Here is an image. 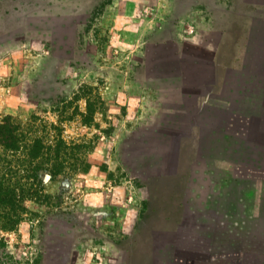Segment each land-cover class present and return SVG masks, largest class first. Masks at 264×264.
Masks as SVG:
<instances>
[{
    "label": "rangeland",
    "instance_id": "rangeland-1",
    "mask_svg": "<svg viewBox=\"0 0 264 264\" xmlns=\"http://www.w3.org/2000/svg\"><path fill=\"white\" fill-rule=\"evenodd\" d=\"M173 1L0 0V121L22 131L0 144V175L24 167V190L0 207V264H107L102 253L127 246L126 220L130 241L143 229L133 137L173 119L179 65L206 53V36L161 15Z\"/></svg>",
    "mask_w": 264,
    "mask_h": 264
},
{
    "label": "crops",
    "instance_id": "crops-1",
    "mask_svg": "<svg viewBox=\"0 0 264 264\" xmlns=\"http://www.w3.org/2000/svg\"><path fill=\"white\" fill-rule=\"evenodd\" d=\"M173 3L161 15L188 21L200 44L206 36V53L179 65L173 119L133 137L147 217L131 241L126 220L127 246L102 259L264 264V0Z\"/></svg>",
    "mask_w": 264,
    "mask_h": 264
},
{
    "label": "trees",
    "instance_id": "trees-1",
    "mask_svg": "<svg viewBox=\"0 0 264 264\" xmlns=\"http://www.w3.org/2000/svg\"><path fill=\"white\" fill-rule=\"evenodd\" d=\"M21 136V125L20 123L14 121L11 115L5 116V118L0 121V144L5 146H15L20 140ZM41 144L42 143H35L36 147L32 145L33 149L30 151L31 157L36 158L38 155H40V152L43 149ZM22 167L23 166H18L17 168H13L10 166L4 171L3 175H0V207L15 198L17 186L22 188L24 182H20V179L18 178V173H20L19 169ZM27 171L29 170L24 171L26 172L25 174H28ZM28 176H31V174H28ZM22 190H24V188H22Z\"/></svg>",
    "mask_w": 264,
    "mask_h": 264
},
{
    "label": "water",
    "instance_id": "water-1",
    "mask_svg": "<svg viewBox=\"0 0 264 264\" xmlns=\"http://www.w3.org/2000/svg\"><path fill=\"white\" fill-rule=\"evenodd\" d=\"M35 18L37 19L36 21H38L42 24H47V25H49V24L51 25L52 23L54 24L55 22H56V24H60L65 19L64 16H56L54 19L55 21L53 22L52 20H49V18H44V17H42V18L35 17Z\"/></svg>",
    "mask_w": 264,
    "mask_h": 264
}]
</instances>
